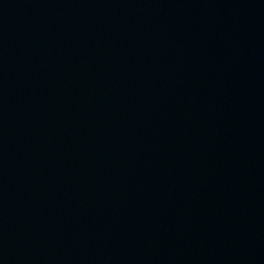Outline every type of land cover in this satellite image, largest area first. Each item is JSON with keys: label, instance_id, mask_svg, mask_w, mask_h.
<instances>
[{"label": "water", "instance_id": "95a60500", "mask_svg": "<svg viewBox=\"0 0 264 264\" xmlns=\"http://www.w3.org/2000/svg\"><path fill=\"white\" fill-rule=\"evenodd\" d=\"M0 264H264V0H0Z\"/></svg>", "mask_w": 264, "mask_h": 264}]
</instances>
